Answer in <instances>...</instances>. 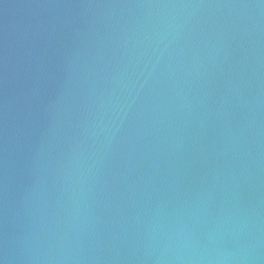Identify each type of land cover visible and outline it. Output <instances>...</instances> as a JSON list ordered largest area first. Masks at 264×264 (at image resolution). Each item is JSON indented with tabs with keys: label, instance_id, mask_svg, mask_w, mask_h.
<instances>
[{
	"label": "water",
	"instance_id": "obj_1",
	"mask_svg": "<svg viewBox=\"0 0 264 264\" xmlns=\"http://www.w3.org/2000/svg\"><path fill=\"white\" fill-rule=\"evenodd\" d=\"M0 264H264V0H0Z\"/></svg>",
	"mask_w": 264,
	"mask_h": 264
}]
</instances>
